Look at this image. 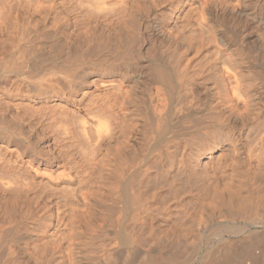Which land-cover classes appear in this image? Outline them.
Instances as JSON below:
<instances>
[{"label":"bare ground","instance_id":"obj_1","mask_svg":"<svg viewBox=\"0 0 264 264\" xmlns=\"http://www.w3.org/2000/svg\"><path fill=\"white\" fill-rule=\"evenodd\" d=\"M0 147V264H264V0H0Z\"/></svg>","mask_w":264,"mask_h":264},{"label":"rangeland","instance_id":"obj_2","mask_svg":"<svg viewBox=\"0 0 264 264\" xmlns=\"http://www.w3.org/2000/svg\"><path fill=\"white\" fill-rule=\"evenodd\" d=\"M3 148H4V147H3ZM0 151H1V152L3 151V152H2V154H4V155H6V154H7V153H6V150H5V151H4V150H2V148H1V147H0ZM4 152H5V153H4ZM262 190L264 191V189H262ZM262 190H261V191H262ZM161 191H163V189H161ZM262 193H263V196H264V192H262Z\"/></svg>","mask_w":264,"mask_h":264}]
</instances>
